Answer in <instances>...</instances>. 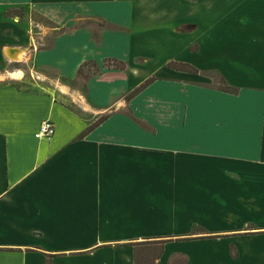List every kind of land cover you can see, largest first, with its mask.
I'll return each instance as SVG.
<instances>
[{
    "label": "crops",
    "instance_id": "0c3cea01",
    "mask_svg": "<svg viewBox=\"0 0 264 264\" xmlns=\"http://www.w3.org/2000/svg\"><path fill=\"white\" fill-rule=\"evenodd\" d=\"M8 3L126 20L119 63L24 88ZM0 264H264V0H0Z\"/></svg>",
    "mask_w": 264,
    "mask_h": 264
},
{
    "label": "rangeland",
    "instance_id": "374dc122",
    "mask_svg": "<svg viewBox=\"0 0 264 264\" xmlns=\"http://www.w3.org/2000/svg\"><path fill=\"white\" fill-rule=\"evenodd\" d=\"M120 11L127 13L124 7ZM3 15L1 19L6 20L8 25L4 30L9 37L8 43L17 45L15 42H19L26 55L20 61H4L1 70L23 66V82L19 83L26 89L37 86L58 90L59 85H64L71 93L81 94L93 74L101 72L102 66L119 63L116 59L113 63L110 58L97 62L86 51L92 49L95 52L98 33L99 36H113L117 34L114 31L119 29L122 35V31L127 30L124 19L119 24V21L97 15L64 18L50 10L44 12L36 8L29 11L27 4L12 3L6 4ZM63 15H66L65 10ZM102 44L105 46L107 43Z\"/></svg>",
    "mask_w": 264,
    "mask_h": 264
},
{
    "label": "built area",
    "instance_id": "2783aa9c",
    "mask_svg": "<svg viewBox=\"0 0 264 264\" xmlns=\"http://www.w3.org/2000/svg\"><path fill=\"white\" fill-rule=\"evenodd\" d=\"M54 133V124L53 122L45 118L41 121L38 130L35 132L34 136L38 139L49 138Z\"/></svg>",
    "mask_w": 264,
    "mask_h": 264
},
{
    "label": "trees",
    "instance_id": "16d2710c",
    "mask_svg": "<svg viewBox=\"0 0 264 264\" xmlns=\"http://www.w3.org/2000/svg\"><path fill=\"white\" fill-rule=\"evenodd\" d=\"M184 67H185V69H187V70H189V71H195V69L192 68L191 66L186 65V66H184ZM142 86H143V84H142ZM219 87H220L221 89L225 90V91H228V92L236 91L235 88H232V87L228 86V85L224 82V80H222V78H220ZM104 118H105V116L100 117V118L98 119V122H99V121H102Z\"/></svg>",
    "mask_w": 264,
    "mask_h": 264
},
{
    "label": "bare ground",
    "instance_id": "6f19581e",
    "mask_svg": "<svg viewBox=\"0 0 264 264\" xmlns=\"http://www.w3.org/2000/svg\"><path fill=\"white\" fill-rule=\"evenodd\" d=\"M20 74H21V73H20ZM10 75H12V76H17L18 73H16V72H11Z\"/></svg>",
    "mask_w": 264,
    "mask_h": 264
}]
</instances>
